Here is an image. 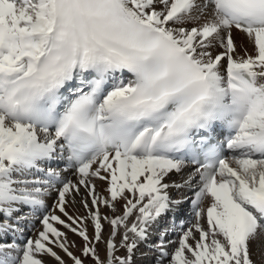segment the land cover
<instances>
[{
    "label": "snow or ice",
    "instance_id": "6c2138e0",
    "mask_svg": "<svg viewBox=\"0 0 264 264\" xmlns=\"http://www.w3.org/2000/svg\"><path fill=\"white\" fill-rule=\"evenodd\" d=\"M149 257L264 264V0H0V264Z\"/></svg>",
    "mask_w": 264,
    "mask_h": 264
},
{
    "label": "bare ground",
    "instance_id": "6f19581e",
    "mask_svg": "<svg viewBox=\"0 0 264 264\" xmlns=\"http://www.w3.org/2000/svg\"><path fill=\"white\" fill-rule=\"evenodd\" d=\"M239 39V38H238ZM54 198V197H53ZM51 202V199H49V201H48V203H50ZM77 207H78V205H77ZM73 209H72V207L70 206L69 207V211H72ZM59 214V213H58ZM69 239H71V240H77L78 241V243H79V240H78V238L77 237H75L74 235H72L71 233H69ZM78 254V253H77Z\"/></svg>",
    "mask_w": 264,
    "mask_h": 264
}]
</instances>
